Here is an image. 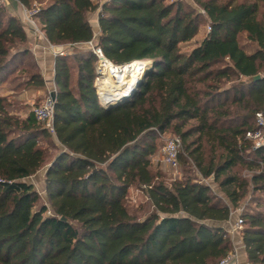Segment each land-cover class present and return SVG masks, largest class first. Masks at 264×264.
Here are the masks:
<instances>
[{"label": "trees", "instance_id": "obj_1", "mask_svg": "<svg viewBox=\"0 0 264 264\" xmlns=\"http://www.w3.org/2000/svg\"><path fill=\"white\" fill-rule=\"evenodd\" d=\"M9 1L36 7L40 31L64 53L54 58L50 133L15 100L45 85L25 26L0 6V83L20 73L10 81L15 94H0V264H218L231 254V210L249 191L264 193V145L245 137L264 115V0H191L201 12L184 0ZM94 12L95 36L87 19ZM204 20L209 30L184 50ZM241 34L255 44L252 53ZM92 39L113 65L151 63L131 96L106 108L85 45ZM167 131L180 139L178 166L212 178L226 202L209 184H166L153 171ZM43 167L48 208L25 182ZM132 187L151 208L141 217L125 205ZM255 205L239 214V235L246 263L264 264V203Z\"/></svg>", "mask_w": 264, "mask_h": 264}, {"label": "rangeland", "instance_id": "obj_2", "mask_svg": "<svg viewBox=\"0 0 264 264\" xmlns=\"http://www.w3.org/2000/svg\"><path fill=\"white\" fill-rule=\"evenodd\" d=\"M44 1L45 0H43V2ZM171 1H173V0H167V2H171ZM184 1L187 3V5L190 8H193L197 11H200L191 2V0H184ZM219 1L237 4V3H242V2L251 3L255 0H219ZM11 5L12 4L9 0H7V1L1 0L0 6H3L6 9V11L8 12V14H11L10 11H13L12 10L13 8ZM258 19L264 20V7H260ZM207 31H208V24L204 20L199 27L198 35L189 45H186L184 47L185 48L184 50H189L193 46L194 42L199 41ZM239 43L244 48L245 52H247V53H252L256 49L255 44L248 41L246 39L245 34H241L239 36ZM142 62H148V61H142ZM19 78H20V73H19V70L17 69L13 72L12 75H8L7 77H5L3 82L0 83V86H5V88H11L13 86V83H10V81L15 79V80H17L16 81V84H17V82L19 81ZM72 78L73 79L75 78V72H73ZM97 84H98V80L96 83V87H97V90L99 93V89H98L99 84L98 85ZM0 89H1V87H0ZM18 91H20V90H18ZM54 91L55 90H52L50 93H54ZM49 94L44 93L43 95H41V97L34 99L33 101H29L28 96L16 97L15 100H17L18 104H20L19 106L22 108L21 114H23V111H25L27 113V112H30L32 107L42 105L44 100L46 99V97ZM261 119H262L261 120L262 124H264V115H262ZM173 136L174 135L171 134L170 131H167V132H165L159 136V139L157 140V146H158L157 153L151 158L153 171L159 172L161 174L163 181L166 184H171L172 182H175V181H182L183 179H185L187 177L194 179L196 181H200V182L205 183V184H209L211 186L213 193L217 194L222 200H224L223 195L219 192L217 186L212 182V178H207V179L201 178L200 175L197 173V171L194 169L193 165L187 166L185 168L181 167L179 165L177 170L173 171L163 163V161H162L163 145H164L166 140L173 138ZM45 147H47L49 149L50 156L56 152L53 149V144H51V143H49L47 145L45 144ZM59 148L60 147L58 146V149ZM235 172H237L241 177L246 178V179H248L250 176V173L247 172L244 168H238L235 170ZM43 176H44V167L42 169H40L37 173H35L33 176L27 178L25 180V182L32 184L34 190L38 193V195L40 197V203L39 204L46 206L48 208V201H47V197L45 194ZM224 201L226 202V200H224ZM258 201L264 203V193L263 192L262 193H259V192L251 193V191H249L248 194L245 196V198L240 202L239 207L231 210V217L230 218H231L232 222L236 219L237 216H239V214L242 211H244V210L250 211V210H253L254 208H256L255 202H258ZM147 203H148L147 199L145 198V195L140 188L132 187V188L128 189L127 195L125 197V205L137 217H141V216H143V215H145L151 211V208H149ZM259 210L261 211L262 208H259ZM49 212L50 211H48V214H49ZM238 236H240V235H238ZM232 243H233V241H232Z\"/></svg>", "mask_w": 264, "mask_h": 264}, {"label": "built area", "instance_id": "obj_3", "mask_svg": "<svg viewBox=\"0 0 264 264\" xmlns=\"http://www.w3.org/2000/svg\"><path fill=\"white\" fill-rule=\"evenodd\" d=\"M7 1V0H6ZM1 3V0H0ZM23 7V6H22ZM37 12V8L33 7L32 9H25L23 7L22 10V20L24 26H29L33 29L36 28V22L34 20V15ZM209 30V29H208ZM95 36V35H94ZM93 36V37H94ZM86 47L91 51L93 56L95 57V80H94V87L96 90L97 98L99 100V103L102 102L101 96L99 95L96 83L97 80L102 75V68L103 64L106 63L108 60L104 57L102 54V51L99 47L95 46L94 40L87 42ZM63 49L60 48L54 55L56 54H63ZM119 67L122 65H118ZM144 74V73H143ZM101 104V103H100ZM53 105H54V99L50 96V94L46 97L43 104L40 106H34L31 108L30 112L35 117V119L39 122H41L44 127L52 133V117H53ZM261 114L256 115V124L258 126V130L255 132H249L246 134V138L251 140L254 143L255 147L263 146L264 145V124L261 122ZM180 148V139L178 137H173L169 140H166L163 146V163L169 167L171 170L176 171L178 168V160L177 155ZM242 220L239 216L236 217V219L229 225V227L226 229L227 235L230 238V240H233V237L235 235H239V232L242 228ZM218 264H237L236 263V254L233 250L231 254H229L225 259L220 261Z\"/></svg>", "mask_w": 264, "mask_h": 264}, {"label": "crops", "instance_id": "obj_4", "mask_svg": "<svg viewBox=\"0 0 264 264\" xmlns=\"http://www.w3.org/2000/svg\"><path fill=\"white\" fill-rule=\"evenodd\" d=\"M103 1L105 0H99V2H103ZM10 2L13 8L12 9L13 11H10L11 15L22 20V10H23L22 5H20L15 1H10ZM87 19L93 30V34L98 35L99 28L97 23V12L88 14ZM24 30L27 38V48L30 52V55L32 56L33 61L35 62L38 71L40 72L44 80L45 89L44 91L28 89L22 91L20 95H18L17 97L28 96L29 97L28 100L33 101L34 99L41 97V95H43L44 93L49 94L52 90H55L54 82H53L54 58H55L54 53H56L58 49L62 47L50 45L46 40V38L44 37L43 33L40 31L38 25L36 26L35 29L29 26L27 27L25 26ZM0 94L10 95L15 93L12 91V88H5V86H2L0 89ZM231 223L232 220L230 218L229 221L224 224V227L227 229ZM232 241H233V250L236 254V263L247 264L240 236L235 235Z\"/></svg>", "mask_w": 264, "mask_h": 264}, {"label": "bare ground", "instance_id": "obj_5", "mask_svg": "<svg viewBox=\"0 0 264 264\" xmlns=\"http://www.w3.org/2000/svg\"><path fill=\"white\" fill-rule=\"evenodd\" d=\"M148 64L135 61L119 67L109 61L104 63L97 84L101 100L106 104H114L127 97L147 70Z\"/></svg>", "mask_w": 264, "mask_h": 264}, {"label": "water", "instance_id": "obj_6", "mask_svg": "<svg viewBox=\"0 0 264 264\" xmlns=\"http://www.w3.org/2000/svg\"><path fill=\"white\" fill-rule=\"evenodd\" d=\"M150 65H151V63L149 62L148 67H150ZM259 79H260V76H259V75H256V76H253V77L248 78V79H247V82H248V83H253V82H257ZM138 82H139V81H138ZM138 82H137V84H138ZM137 84L134 86V88L132 89L131 93H130L127 97L123 98L122 100H120V101H118V102H115L114 104H106V103H104V102L102 101V102H100L101 105H102L103 107L106 108V107H110V106H113V105H116V104H118V103H120V102L125 101V100L128 99V98L131 96V94L134 92V90H135ZM50 96L54 99V95H53V93H50ZM60 220H62V221H64V222L67 221V220H66L65 218H63V217L60 218Z\"/></svg>", "mask_w": 264, "mask_h": 264}]
</instances>
